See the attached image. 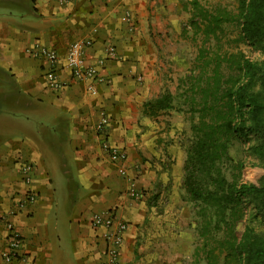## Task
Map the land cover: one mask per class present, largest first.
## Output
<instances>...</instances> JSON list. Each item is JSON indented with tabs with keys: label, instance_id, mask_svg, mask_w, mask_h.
Listing matches in <instances>:
<instances>
[{
	"label": "crops",
	"instance_id": "crops-1",
	"mask_svg": "<svg viewBox=\"0 0 264 264\" xmlns=\"http://www.w3.org/2000/svg\"><path fill=\"white\" fill-rule=\"evenodd\" d=\"M177 5L176 0H0V254L7 249L6 222L21 236L10 264H108L107 229L92 225L95 215L127 225L118 264H159L138 259L134 251L148 205L126 192L132 186L147 192L156 182L159 167L151 164L143 136L137 137L164 112L149 116L143 105L166 92L156 76L157 46L179 32ZM78 41L90 42L84 63L97 67L101 81L75 80L65 67L67 49ZM36 44L58 55L54 71L62 88H50L48 63L27 53ZM101 111L109 123L97 133ZM161 137L155 135L154 142ZM105 140L125 153L124 162L110 160L101 148ZM24 164L33 167L29 184L23 182ZM56 173L59 189L52 181ZM27 191L35 200L19 209Z\"/></svg>",
	"mask_w": 264,
	"mask_h": 264
},
{
	"label": "trees",
	"instance_id": "trees-1",
	"mask_svg": "<svg viewBox=\"0 0 264 264\" xmlns=\"http://www.w3.org/2000/svg\"><path fill=\"white\" fill-rule=\"evenodd\" d=\"M185 9L190 14L185 28L193 35L215 37L228 24L235 30L234 44L264 54V0H238L234 15L204 8L198 0H188ZM203 54L196 66L203 72L184 92L192 139L181 187L200 220L201 246L193 256L205 264H264V58L251 61L236 52L204 61ZM200 81L203 87L197 86ZM174 99L164 92L146 102L143 112L154 117L172 110ZM245 154L252 162L242 159ZM247 167L262 175L244 181Z\"/></svg>",
	"mask_w": 264,
	"mask_h": 264
},
{
	"label": "rangeland",
	"instance_id": "rangeland-1",
	"mask_svg": "<svg viewBox=\"0 0 264 264\" xmlns=\"http://www.w3.org/2000/svg\"><path fill=\"white\" fill-rule=\"evenodd\" d=\"M176 1L179 10L176 12L174 9L173 13L178 18L179 32L177 35L173 32L166 33L169 35L168 41L163 40L162 44L157 46L159 55L156 66L159 73H156V76L161 83L159 90L168 91L174 96V109L162 112L156 120H151L144 128H140L141 132L137 137L143 136L147 152L150 151L151 154V164L157 163L159 167L156 171V182L150 191L141 192L132 186L126 193L128 198L135 202H140L144 197L148 205L146 218L137 226L140 233H137L134 251L137 252L138 259L143 260L146 256L159 264H205L202 259L196 261L193 256L195 250L201 246L198 235L200 220L195 213L197 207L181 187L186 148L192 139L191 115L188 111L189 105L185 103L184 92L203 72L196 68L200 64V61H197L198 53L202 50L204 61L218 55L236 52L242 53L251 61H258L264 58V54L247 44H234L235 30L228 24L222 26L223 33H218L217 37H206L200 33L193 35L191 30L185 28L190 17L188 9H185L188 0ZM198 2L204 8H220L234 15L238 0H198ZM154 8L160 6L156 3ZM163 8L166 9V5ZM156 11L160 12L158 9ZM212 67L213 65H209L206 68V75L210 73ZM197 86L203 87L204 84L200 81ZM6 111L4 117H8ZM11 112L14 117L13 111ZM32 115L29 113V121H32ZM159 133L163 134V137L154 142L153 137ZM153 144L157 148H152ZM156 152H160L161 156L157 157ZM243 155L237 154L239 157ZM245 157L242 159L246 163L252 162L251 157L246 154ZM261 175V172L253 173L247 167L242 172V179L255 182ZM52 181L59 189V174H53ZM132 190H137V194ZM117 223H121L126 231L125 222L118 220ZM260 230H264V226ZM124 231L121 233L122 236Z\"/></svg>",
	"mask_w": 264,
	"mask_h": 264
},
{
	"label": "built area",
	"instance_id": "built-area-1",
	"mask_svg": "<svg viewBox=\"0 0 264 264\" xmlns=\"http://www.w3.org/2000/svg\"><path fill=\"white\" fill-rule=\"evenodd\" d=\"M74 0H57L59 4H66L73 2ZM90 45L89 41H78L72 43L66 52L65 55V67L69 71L70 75L78 81H101L100 77L97 75V67L95 65H85L84 63V49ZM27 53L36 58H43L49 65V70L46 73V78L48 81V86L52 89H60L63 87V83L58 80L54 67L57 64L59 59L55 51L40 46L38 44L34 45L32 48L27 50ZM107 55H113V48H106ZM102 61H97L96 64L101 65ZM87 91L94 95L96 92L93 86L89 85ZM108 118L104 112H99L98 120L95 126V131L97 133H102L104 129L108 126ZM101 148L108 152L109 158L114 162H124L125 154L118 150L114 146H110L109 143L105 140L101 143ZM33 167L31 165H21V173L23 175V182L29 184L31 180V173ZM134 194H137L135 190H132ZM35 200L32 192L27 191L17 207L21 209L25 203H33ZM106 215V214H105ZM92 225L95 227H105L107 233L105 237L108 240V248L106 251L107 254V263L108 264H118V251L122 243V231H124V226L121 223H114L113 219L109 216L95 215L92 219ZM114 224V228L111 227ZM5 232L7 237V249L3 251L0 256L5 264H10L13 259L16 258V250L21 244L20 234L13 228V225L10 222L5 223Z\"/></svg>",
	"mask_w": 264,
	"mask_h": 264
}]
</instances>
